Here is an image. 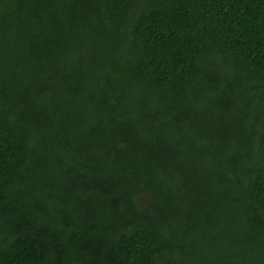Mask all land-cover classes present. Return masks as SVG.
<instances>
[{
  "label": "trees",
  "instance_id": "obj_1",
  "mask_svg": "<svg viewBox=\"0 0 264 264\" xmlns=\"http://www.w3.org/2000/svg\"><path fill=\"white\" fill-rule=\"evenodd\" d=\"M264 264V0H0V264Z\"/></svg>",
  "mask_w": 264,
  "mask_h": 264
},
{
  "label": "rangeland",
  "instance_id": "obj_2",
  "mask_svg": "<svg viewBox=\"0 0 264 264\" xmlns=\"http://www.w3.org/2000/svg\"><path fill=\"white\" fill-rule=\"evenodd\" d=\"M245 264H249V263H245Z\"/></svg>",
  "mask_w": 264,
  "mask_h": 264
}]
</instances>
